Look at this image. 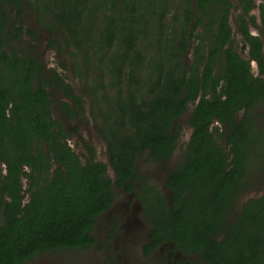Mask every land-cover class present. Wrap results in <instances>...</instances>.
I'll return each instance as SVG.
<instances>
[{
	"label": "trees",
	"instance_id": "1",
	"mask_svg": "<svg viewBox=\"0 0 264 264\" xmlns=\"http://www.w3.org/2000/svg\"><path fill=\"white\" fill-rule=\"evenodd\" d=\"M237 1H28L43 29L64 36L94 101L112 179L104 162L83 163L68 143L44 65L7 51L10 13L21 19L25 1L0 0V264L90 249L115 188L137 194L150 226L145 257L173 244L199 264H264V194L242 202L249 175L264 169L263 41L248 26L264 36V4L260 25L249 14L255 0ZM240 8L238 33L252 47L258 77L231 45L230 14ZM52 71L50 84L72 100L62 102L68 117H83L82 96ZM191 105L184 159L165 176L168 197L138 172L137 160L146 152L156 163L172 158Z\"/></svg>",
	"mask_w": 264,
	"mask_h": 264
},
{
	"label": "rangeland",
	"instance_id": "2",
	"mask_svg": "<svg viewBox=\"0 0 264 264\" xmlns=\"http://www.w3.org/2000/svg\"><path fill=\"white\" fill-rule=\"evenodd\" d=\"M24 1L25 13L21 19L17 17L16 11L10 13V26L7 31L11 32L12 36L6 37L7 51L19 56H34L44 65L53 116L65 124L69 133L68 143L80 156L82 162L101 161L109 164L107 143L98 129L99 118L95 113L94 101L89 95L84 94L82 81L74 73V61L70 55V49L66 46L63 34L50 33L43 29L37 13L28 6L29 0ZM232 2L237 4V0H232ZM237 14L238 11L234 10L231 26L234 45L241 51L243 40L236 32ZM19 27L22 30H19ZM17 34H20L18 38ZM49 39L54 40V43H50ZM52 70H56L83 97L85 101L83 117H78L75 121L67 119L62 107L65 97L57 85L50 84V81L54 79ZM192 109L193 106L182 118L183 126L181 125L179 147L170 160L162 163L150 161L149 152L141 154L137 160L138 172L147 176L152 183H158L163 187L168 197L171 196V193L164 186L165 176L184 159L192 133L188 125ZM91 148L93 155L89 151ZM108 174L112 179H115V172L110 166ZM247 180L251 184L247 185L242 202L264 194V169L260 171V174L249 175ZM24 184L27 188L26 181ZM115 192L117 193L115 205L98 218L92 230L96 242L90 249L51 250L36 255L29 264H199L197 256L183 255L175 250L173 244H164L154 255L145 257L142 253V246L150 237V226L142 213L137 194L136 192L129 194L123 190H116V188Z\"/></svg>",
	"mask_w": 264,
	"mask_h": 264
},
{
	"label": "flooded vegetation",
	"instance_id": "3",
	"mask_svg": "<svg viewBox=\"0 0 264 264\" xmlns=\"http://www.w3.org/2000/svg\"><path fill=\"white\" fill-rule=\"evenodd\" d=\"M237 3H238V1H237ZM255 3H256V7H254V8H252L250 11H249V14L251 15V17L253 16V17H256V20H257V22L261 25V22H262V17H261V15H262V13H261V10H260V6L262 5V4H264V0H255ZM235 9H232V12H231V14H230V23H231V18H232V13H233V11H234ZM236 11H238V13H242V8H240V9H238V10H236ZM237 20H238V14H237ZM237 20H236V24H237ZM248 26H249V29H250V32H251V34L253 35V36H259L261 39H262V41H263V43H262V48H263V52L262 53H264V36L261 34V32L258 30V29H256V28H254L253 27V25L251 24V22L248 20ZM237 33H238V25H237V31H236ZM239 34V33H238ZM240 36H241V34H240ZM242 37V36H241ZM242 40H243V45H242V48H241V51H239L237 48H236V46L234 45V43H231V45H232V47L235 49V51L242 57V58H244L245 60H247V61H249L250 62V65H251V70H252V72H253V74H254V76L255 77H258V76H260V73H259V69H258V65H257V62L256 61H254L253 59H251L252 58V56H251V49H252V47H251V45L248 43V42H246V40L245 39H243L242 38ZM257 70V72H256V70ZM75 90V89H74ZM60 91V90H59ZM61 92V91H60ZM62 93V92H61ZM77 93V92H76ZM63 94V93H62ZM78 94V93H77ZM64 95V97H65V100L64 101H68V102H70V103H72V100L70 99V98H68V97H66L65 96V94H63ZM79 95V94H78ZM81 96V95H80ZM82 99H83V97H82ZM83 103H84V106H85V101H84V99H83ZM191 106H193V105H191ZM190 106V107H191ZM189 107V108H190ZM64 112H65V110H64ZM65 115H66V117H67V119L68 120H70V121H75V120H77V118L78 117H80V115L78 114L77 115V117H76V119L75 120H71L69 117H68V115L66 114V112H65ZM59 120V119H58ZM62 124L65 126V124L62 122ZM66 127V126H65ZM67 129V128H66ZM109 155V154H108ZM109 160H110V157H109ZM105 163V162H104ZM108 167L110 166V163L109 164H107V163H105ZM111 167V166H110ZM117 189V188H116ZM117 190H123V189H117ZM123 191H125V190H123ZM126 193H129V192H127V191H125ZM131 193H133V192H130L129 194H131ZM116 199H117V197H116ZM116 199H115V202H114V205H115V203H116ZM113 205V206H114ZM112 206V207H113ZM107 213V212H106ZM148 241V240H147ZM145 244V243H144ZM163 246V245H162ZM162 246H160L159 248H161ZM159 248H157L155 251H154V253L152 254V255H154L158 250H159ZM143 253V252H142ZM182 254V253H181ZM151 257V256H150Z\"/></svg>",
	"mask_w": 264,
	"mask_h": 264
}]
</instances>
